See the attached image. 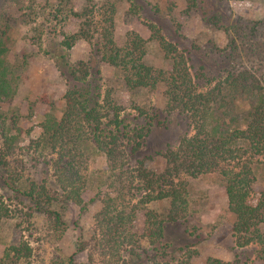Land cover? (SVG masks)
Wrapping results in <instances>:
<instances>
[{
  "label": "trees",
  "instance_id": "16d2710c",
  "mask_svg": "<svg viewBox=\"0 0 264 264\" xmlns=\"http://www.w3.org/2000/svg\"><path fill=\"white\" fill-rule=\"evenodd\" d=\"M130 2L129 13L136 15V3ZM115 15L116 6L110 1L87 0L79 10L63 5L57 9V20L66 21L73 16L79 24L70 34L63 31V39L47 50L67 80L61 115L47 97L32 106L33 112L43 115L41 133L33 148L49 155L46 162L51 173L41 183L31 180L24 188L17 185L18 175L10 174L8 184L29 200L28 214H45L60 236L68 227L65 217L70 204L82 214L100 200L102 208L95 215L94 241L101 264H142L141 252L147 251L143 242L160 252L163 260H154V264H191L190 253L177 260L166 259L165 223L177 221L188 208V176L219 172L224 179L229 212L234 216L236 247L259 244L264 259V189L254 188L253 170L254 157L264 155V80L250 68L232 69V65L225 75H206L203 86L191 70L189 55L168 40L156 23H147L151 38L130 30L124 43L118 44ZM0 19L1 105L15 98L21 74L9 58L12 17L4 13ZM255 32L256 28H250V34ZM152 38L170 60V68H158L146 61L147 43ZM79 40L90 44V54L87 59L72 61L70 50ZM236 51L234 46L230 55ZM104 63L123 71L130 90L163 84L167 113L179 110L186 115L189 129L177 144L158 152L166 160L163 171L156 172L146 166L144 159L133 157L146 144L158 115L139 105L133 106L136 114L124 111L111 90L102 84L100 66ZM20 134L16 122L10 129L3 127L2 164L9 165L4 157L16 147ZM87 142L106 156L105 191L93 193L87 189ZM158 200H170L171 208L165 218L148 207ZM4 215H9V210L0 197V218ZM88 246L89 240L82 239L79 249L85 251ZM4 256L12 263L31 264L32 247L20 236L6 247ZM70 260L75 264L72 257ZM86 264H96L94 253H88ZM206 264L233 263L211 256Z\"/></svg>",
  "mask_w": 264,
  "mask_h": 264
},
{
  "label": "rangeland",
  "instance_id": "374dc122",
  "mask_svg": "<svg viewBox=\"0 0 264 264\" xmlns=\"http://www.w3.org/2000/svg\"><path fill=\"white\" fill-rule=\"evenodd\" d=\"M16 1L0 0V15L5 13L6 17H12L9 58L17 64L21 74L15 98L0 105L3 114L0 116V197L9 210V215L0 218V264H27L25 261L12 263L4 256L6 247L20 236L32 247L31 264H72L70 257L75 264H86L90 252L95 254L96 264H101L94 241L95 215L102 208L100 200L89 205L82 214L77 206L70 204L65 217L68 227L60 236L45 214H28L29 200L8 184L10 174L18 175L20 188L26 187L31 180L41 183L50 176V166L46 162L49 155L35 152L33 148L41 133L39 123L43 115L39 111L33 112L32 106L47 97L54 102L55 112L61 115L67 80L47 50L63 39V31L68 34L76 31L79 22L73 16L59 21L54 14L62 5L79 10L87 0ZM93 1L115 4V39L120 45L130 30L139 32L146 39L151 38L147 23H156L168 40L189 55L191 70L203 86L206 75H225L232 65V69L250 68L264 80V0H133L138 15L129 13L130 0ZM187 7L192 9L187 11ZM250 28H256V32L250 34ZM244 31L247 32L245 35ZM234 46L237 51L232 56ZM90 50L87 41L79 40L70 50V59H87ZM146 61L158 68L171 67L159 42L153 38L147 43ZM100 67L104 88L111 90L124 111L136 114L133 106L139 105L158 115L146 144L133 157L144 159L146 166L156 172L163 171L166 160L158 152L177 144L189 129L186 115L179 110L167 113L163 84L156 88L130 90L120 68L107 63ZM14 122L20 127L21 134L16 147L4 157L9 164L6 166L1 158L2 129L12 128ZM84 150L88 158L87 189L93 193L105 191L108 175L105 154L91 142L84 145ZM253 170L254 188L264 189V155L254 157ZM188 181V208L184 216L165 223L166 259L177 260L190 253L191 264H206L211 256L233 264H264L259 244L244 248L235 245L234 216L229 212L222 175L211 172L196 178L188 176ZM148 207L165 218L171 204L170 200H158ZM139 223L140 228L142 220ZM82 239L89 240V248L85 251L79 249ZM143 246L147 251L141 252L142 264L163 260L160 252L148 242H143Z\"/></svg>",
  "mask_w": 264,
  "mask_h": 264
}]
</instances>
